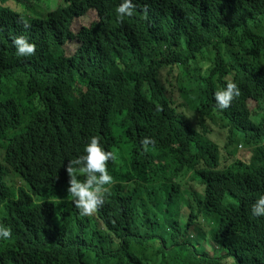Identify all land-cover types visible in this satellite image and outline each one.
Segmentation results:
<instances>
[{"label":"trees","instance_id":"1","mask_svg":"<svg viewBox=\"0 0 264 264\" xmlns=\"http://www.w3.org/2000/svg\"><path fill=\"white\" fill-rule=\"evenodd\" d=\"M20 1L0 0V264H264V217L250 213L264 193V0H133L122 19L120 0L25 16ZM227 82L240 94L216 110ZM93 135L114 154L112 183L81 216L65 169Z\"/></svg>","mask_w":264,"mask_h":264},{"label":"clouds","instance_id":"2","mask_svg":"<svg viewBox=\"0 0 264 264\" xmlns=\"http://www.w3.org/2000/svg\"><path fill=\"white\" fill-rule=\"evenodd\" d=\"M134 8L133 0H120L114 11L117 18L122 19L131 16ZM22 24L24 28L29 26L27 21H22ZM11 42L15 54L19 57H29L35 51V45L29 43L23 35L13 37ZM239 94V89L233 82L217 87V90L212 93L214 108L227 109L233 98ZM140 143L141 147L146 149L153 141L145 137ZM112 159H114L113 152L105 151L101 144V137L93 135L87 138L82 153L68 160L65 169L69 178L67 193L79 215H92L103 205L108 194V186L112 183V176L106 169V162ZM250 213L254 217H264V193L252 203ZM11 234L10 227L0 224V239H8Z\"/></svg>","mask_w":264,"mask_h":264},{"label":"rangeland","instance_id":"3","mask_svg":"<svg viewBox=\"0 0 264 264\" xmlns=\"http://www.w3.org/2000/svg\"><path fill=\"white\" fill-rule=\"evenodd\" d=\"M62 4V0H21L20 1V7L16 9V11L19 12V14L25 16L27 14H30L28 12V8L32 9V10H37L39 12H41L42 14H47L50 11H53L58 5ZM86 20V21H85ZM85 20H80L78 22H76L75 24L71 25V32H75L78 28L79 25H86L88 24V22L90 23V20H95L94 18L89 19H85ZM74 50V46L72 44L68 45V51L72 52ZM164 74V72L162 73ZM179 72L177 74H175L174 76V83L176 84L177 78H178ZM180 86L186 90L188 89H192L195 85H196V80L193 76V74L187 70H180ZM247 106L251 112V116L250 119L253 122H257L259 115L261 116L260 112L258 111V109L256 108L255 104L251 101L247 102ZM232 150V147L229 148V151ZM250 150L248 149V147H240L237 146V150H236V154L235 157L238 160H242L247 162L249 157H250ZM227 152V151H226ZM230 162V158L227 156V154H224L223 159L221 160V164L222 165H227ZM118 172V171H117ZM15 185L18 187L19 184L17 181H15ZM183 212L185 213V217H187V210L183 209ZM186 219V218H185ZM203 230H207V228L203 227ZM207 237H209V235H207ZM205 249L207 251L211 250V245L205 244ZM225 264H229L230 262L228 260H224Z\"/></svg>","mask_w":264,"mask_h":264}]
</instances>
